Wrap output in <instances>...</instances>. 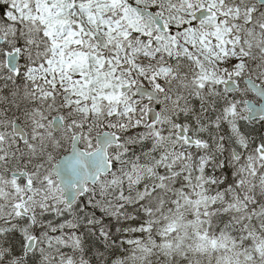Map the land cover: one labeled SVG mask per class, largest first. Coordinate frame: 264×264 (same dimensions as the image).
<instances>
[{
	"label": "snow or ice",
	"instance_id": "obj_1",
	"mask_svg": "<svg viewBox=\"0 0 264 264\" xmlns=\"http://www.w3.org/2000/svg\"><path fill=\"white\" fill-rule=\"evenodd\" d=\"M0 264H264V0H0Z\"/></svg>",
	"mask_w": 264,
	"mask_h": 264
}]
</instances>
